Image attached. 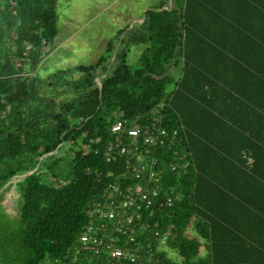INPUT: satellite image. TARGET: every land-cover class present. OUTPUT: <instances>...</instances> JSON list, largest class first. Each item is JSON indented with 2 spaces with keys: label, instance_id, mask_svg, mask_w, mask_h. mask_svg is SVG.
Segmentation results:
<instances>
[{
  "label": "trees",
  "instance_id": "1",
  "mask_svg": "<svg viewBox=\"0 0 264 264\" xmlns=\"http://www.w3.org/2000/svg\"><path fill=\"white\" fill-rule=\"evenodd\" d=\"M211 2L159 1L124 42H106L114 64L102 54L42 80L24 72L56 35L55 0H0V264L70 263L92 202L108 182H131L126 156L104 154L118 116L177 131L152 152L173 191L146 229L152 244L153 230L167 232L152 264H264V0ZM134 44L144 47L131 67ZM60 86L55 102L46 92ZM178 155L186 167L171 172ZM12 179L15 215L3 205Z\"/></svg>",
  "mask_w": 264,
  "mask_h": 264
},
{
  "label": "built area",
  "instance_id": "2",
  "mask_svg": "<svg viewBox=\"0 0 264 264\" xmlns=\"http://www.w3.org/2000/svg\"><path fill=\"white\" fill-rule=\"evenodd\" d=\"M154 119L146 126L118 116L110 125L116 135L107 142L104 154L106 159L115 156L113 151L126 156L131 182H108L92 202L87 211L90 219L76 237L69 264H77L76 255L81 252L86 255V264H152L155 251L163 249L167 232L153 230L154 244L144 238L154 211L170 206L173 193L171 186L160 184L161 172L152 152L172 145L177 131L158 125ZM124 137L127 143L122 141ZM182 159V155L176 156L168 170L183 171L187 163ZM138 234L143 238H137Z\"/></svg>",
  "mask_w": 264,
  "mask_h": 264
},
{
  "label": "rangeland",
  "instance_id": "3",
  "mask_svg": "<svg viewBox=\"0 0 264 264\" xmlns=\"http://www.w3.org/2000/svg\"><path fill=\"white\" fill-rule=\"evenodd\" d=\"M159 1L174 6L172 0L170 3L167 0ZM159 1L55 0L56 35L51 44L44 46L36 72L28 69L24 74L33 73L38 78L45 80L47 75L55 70L74 68V65L80 63H91L102 54L109 56L105 62L110 60L108 64H114V51L111 54L104 51L106 42H110L112 49L118 45L119 40L124 42V37L126 38L131 30H137L136 25L143 19L142 12L157 5ZM143 47L144 45L140 44L132 45L126 55L125 62L131 67H135ZM78 75L79 73L73 69L65 76L73 79ZM95 81L98 82V77L95 78ZM47 89L49 90L50 87ZM43 91L46 92V89ZM46 95L58 102L66 97V90L60 86L57 87L56 91H47ZM59 153L61 154L62 151ZM13 182V179L10 180V185L6 186L3 199L5 210L10 215H15L17 211L18 193ZM186 235L196 237L202 244V240L191 226L186 230ZM200 252H203V245L200 247ZM167 255L171 259L178 260V255L174 249H167Z\"/></svg>",
  "mask_w": 264,
  "mask_h": 264
},
{
  "label": "crops",
  "instance_id": "4",
  "mask_svg": "<svg viewBox=\"0 0 264 264\" xmlns=\"http://www.w3.org/2000/svg\"><path fill=\"white\" fill-rule=\"evenodd\" d=\"M159 1V0H158ZM169 3H170V0H167ZM205 1H208V0H205ZM172 2L175 4V0H172ZM183 2V1H182ZM212 2H216V0H212ZM211 2V3H212ZM183 4V3H182ZM208 5H206V4H201L200 6L199 5H195V6H192V10L194 9V8H196V7H207ZM171 7H173L171 4H166V3H164L163 4V6H162V8H165V9H170ZM177 8V7H176ZM216 8V7H215ZM157 10H159V9H157ZM179 10H180V8H179ZM200 11H202V10H200ZM213 13L215 14V11H213ZM216 19H215V16H214V21H215ZM221 21H222V17H221V15H219V20L217 21L218 23H220L221 24ZM217 22H215V23H217ZM210 36V35H209ZM211 37V36H210ZM143 46V45H142Z\"/></svg>",
  "mask_w": 264,
  "mask_h": 264
},
{
  "label": "water",
  "instance_id": "5",
  "mask_svg": "<svg viewBox=\"0 0 264 264\" xmlns=\"http://www.w3.org/2000/svg\"><path fill=\"white\" fill-rule=\"evenodd\" d=\"M14 183V182H13Z\"/></svg>",
  "mask_w": 264,
  "mask_h": 264
}]
</instances>
